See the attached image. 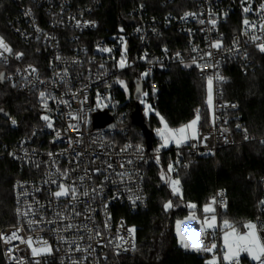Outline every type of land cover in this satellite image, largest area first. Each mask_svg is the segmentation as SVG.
Masks as SVG:
<instances>
[{"label": "built area", "instance_id": "1", "mask_svg": "<svg viewBox=\"0 0 264 264\" xmlns=\"http://www.w3.org/2000/svg\"><path fill=\"white\" fill-rule=\"evenodd\" d=\"M10 1L7 26L15 39L0 31V38L11 49L5 52L0 48V60L7 66V81L12 87L35 94L40 120L20 136L0 133V159L15 160L22 172L13 183L15 222L0 228L4 264H112L116 257L130 256L136 249V234L128 231L135 227L128 218L149 207L145 168L151 157L166 154L168 166H173L169 173L177 176L180 169L198 158L209 154L216 158L219 150L233 144L229 115L237 103L224 98L225 69L229 62L238 64L243 73L253 68L251 50L264 43L260 27L264 24V0H160L163 7L173 6L165 13H152L137 3L128 10V21L106 27L107 34L98 39L92 32L100 26L98 12L104 0ZM234 25H239V31H231ZM253 36L258 39L254 41ZM217 42L219 49L212 46ZM18 53L23 55L17 58ZM122 58L123 68L119 64ZM33 59L34 64L29 62ZM174 65L193 69L204 80L211 121L200 130V119L199 139L180 147L175 143L161 147L163 142L157 135L161 124L153 131L157 143L149 153L145 143L129 137L131 128L124 114L119 118L114 108L103 107L102 101L109 95L117 97L120 82H125L121 74L135 68L143 91L133 98L147 120L156 113L154 75ZM217 74L225 79L218 81ZM210 76L211 108L207 104ZM41 92L45 93L44 100ZM148 106L154 112L147 117L144 109ZM102 110L109 111L115 125L94 129L93 115ZM44 116L54 122L44 120ZM8 119L11 130L20 128L17 118ZM59 184L75 187L76 199L71 195L56 198L53 193ZM220 192L223 196H218ZM213 197L215 204L211 203ZM211 201L217 234L215 230L198 229L199 246L203 250L215 244L216 248L204 253L219 264H227L223 261L221 229V214L228 201L226 190L216 187ZM248 222L255 223L264 238V204L256 217L233 227L244 234ZM69 224L71 228L66 227ZM14 232L17 238H12ZM44 241L51 251L33 256L32 248H44ZM239 264L255 262L241 253Z\"/></svg>", "mask_w": 264, "mask_h": 264}, {"label": "trees", "instance_id": "2", "mask_svg": "<svg viewBox=\"0 0 264 264\" xmlns=\"http://www.w3.org/2000/svg\"><path fill=\"white\" fill-rule=\"evenodd\" d=\"M10 0L0 2V31L8 38L15 39L7 26V8ZM137 3H143L152 13L173 10L172 5H160V0H104L100 9L99 28L92 32L94 38H102L106 27H115L128 21V10ZM234 25L231 31H239ZM164 42V39H163ZM25 50V48H23ZM252 69L243 73L235 62L227 63L224 98L237 103L229 115L233 130L232 145L218 151L216 158L209 154L202 156L187 167L180 169L181 195H174L160 171L167 173L168 157H151L145 168V186L149 196L146 211L132 214L128 223L135 227L137 246L130 256H118L112 264H207L208 255L203 250H186L179 244L175 233L177 220L195 213L199 218L206 215L204 208L210 203L216 187L227 193V206L221 214V221L227 220L240 227L260 212L264 200V52L251 50ZM36 63V60L29 61ZM0 133L15 137L28 133L39 123L40 110L34 93L23 92L12 87L7 81V66L0 60ZM131 90V98L121 107L125 122L130 126V138L136 143H145L140 128L131 121L135 107L133 89L138 72L135 68L121 74ZM157 101L155 112L163 116L168 126L174 128L186 124L200 110V130L211 121L210 111L205 103V82L193 69L181 65L155 73ZM117 97L125 100L120 89ZM5 113L17 118L18 130L9 128ZM153 113L147 118L153 131L161 125L160 117ZM239 125V127H237ZM246 130V131H245ZM245 136L248 138L245 139ZM157 140L153 135V147ZM19 164L11 158L0 159V228L15 222L13 183L21 176ZM171 201L167 210L165 203ZM195 205V208L189 207ZM0 264H4L0 243Z\"/></svg>", "mask_w": 264, "mask_h": 264}, {"label": "snow or ice", "instance_id": "3", "mask_svg": "<svg viewBox=\"0 0 264 264\" xmlns=\"http://www.w3.org/2000/svg\"><path fill=\"white\" fill-rule=\"evenodd\" d=\"M261 9L264 10V5H261ZM245 12L249 11V8H244ZM30 15V12L28 13ZM190 15L189 13L185 14ZM264 18V17H262ZM204 21H201L203 23ZM213 26H215L216 21L212 20L210 21ZM245 26L249 24V21L247 19L244 20ZM261 31H264V24H261ZM252 39L255 41L258 39L257 37L253 36ZM213 47L219 49L221 47V44L219 42L214 43L212 45ZM259 50L261 52H264V43H260L257 45ZM0 48H2L5 52H11V49L8 47V45L4 42L3 38H0ZM102 51H111V49H102ZM23 53H18L17 58L22 56ZM208 55H211L210 53ZM193 63H195V60H193ZM120 67L123 68L125 66V61L122 58L119 62ZM35 71V69H33ZM147 75V73H145ZM3 76L0 74V79H2ZM216 79L218 81H223L225 78L220 76L219 74L216 75ZM120 83H123L122 81ZM147 95V93H145ZM213 78L210 76L208 77V98H207V104L211 108L212 103H213ZM41 100H44L45 98V93L41 92L40 93ZM44 106L47 107V103H44ZM232 107H235V105H232ZM153 109L151 106H148L147 111H152ZM2 111V110H0ZM157 116L160 117V123L163 125L162 128L157 129V135L161 138L162 140V145L161 147H166L168 146L169 143H175L177 147H180L181 145L186 144L190 140H196L199 139V131H198V123L201 119L200 117V110H196V115L194 119L189 121L187 124L181 125L179 128H171L168 126V123L165 121L163 116H160V114L157 112ZM44 120H49V117L44 116L42 117ZM13 124L16 123L15 120L12 121ZM48 127L51 128L52 124L49 122ZM239 127V125H237ZM246 131V130H245ZM59 135V134H57ZM248 137L245 136V139ZM204 140H207L208 137H203ZM264 143V141H262ZM195 145H193L194 147ZM159 151V150H157ZM157 162H158V157H157ZM168 171L171 172L173 171V166L169 164L168 166ZM163 174H162V179H163ZM170 185L172 188V193L174 195L180 193V181L178 179H173L170 180ZM59 190L55 191L53 195L56 198L60 197H66L71 195L72 199H76V188L75 187H67L64 184H59L58 185ZM83 195L87 196L88 192L85 191ZM218 196H223V192L218 193ZM135 203V201H133ZM212 204L216 203V197L212 198L211 201ZM222 206H226V203L221 201ZM261 204H264V201H261ZM172 206L171 201L165 203L164 208L167 210ZM189 207L195 208V205H189ZM204 211L206 213L208 212H214V208H212L210 205H206L204 208ZM79 215V213H76ZM215 221L216 217L213 215L211 218V223L206 219L204 221V228L205 230L207 228H214L215 227ZM29 223H33L32 221H29ZM224 228L225 229H230V231H225L224 236H223V247H224V253H223V261L227 262V264H239V257L241 253L246 254L248 257L251 258L252 261L255 262V264H264V238L261 237L260 233L257 230V225L252 222H248L244 225V227L247 229V232L244 234L239 233L232 224L229 223V221L225 220L223 222ZM66 227L71 228L72 225L69 224ZM129 233L132 234L135 232L134 228H129L128 229ZM261 231H264V229H261ZM177 235L179 236V222H178V227H177ZM12 238H17L16 233L14 232L12 234ZM122 239V238H121ZM29 245L31 246V239L27 241ZM45 247L44 248H32V254L33 256H36L38 254H41L43 252H50L51 249L49 246H47V241L43 242ZM180 243L181 246L184 248H188V244L184 242L183 237H180ZM214 248H216L215 244H212L211 246H205L203 248V251L205 252H211ZM79 250V249H77ZM39 264V262H37ZM208 264H217V260L215 257L211 261L208 262Z\"/></svg>", "mask_w": 264, "mask_h": 264}, {"label": "rangeland", "instance_id": "4", "mask_svg": "<svg viewBox=\"0 0 264 264\" xmlns=\"http://www.w3.org/2000/svg\"><path fill=\"white\" fill-rule=\"evenodd\" d=\"M120 89L125 94V100L124 101H121L119 99V97L112 98L111 95H109L107 99H104L102 101L103 107L104 106L113 107L114 111L118 114L119 118L121 117V111H120L121 107L125 104L126 101H128L131 98V96H130L131 95V90H130V88H129V86H128V84L126 82L120 83ZM144 112H145L146 116L148 117L149 114H151V112H154V111L153 110L152 111H147V108H145ZM49 121L50 122H54V119L53 118L49 119ZM162 174H163V177H164L162 180L166 181V183L169 185L171 190H172V188H171V185H170V180L178 179L180 181V179L177 176H173L171 173H169L168 170H167V173L161 170L160 171V175L162 176ZM179 188H180V193L178 195H181V187H180V185H179ZM207 205H209V204H207ZM213 215L216 217L214 212H208V213H206V215L203 218H199L195 213H190V215L187 218H185L183 220H177L176 221V223H175V233L177 235V227H178V222H179V236L177 235V237H178L179 243H180V237H183L184 242L188 244V248H185L186 250H198L197 247H194L196 249H193L190 246V244H189L190 243L189 242L190 238L192 236H196V235L198 236V234H199L198 229H205L204 228V221L207 219L211 223V218H212ZM224 221L225 220L221 221V229H222V232H223L222 242H223L224 232L225 231H230V229H225L224 228V225H223ZM229 223L232 224L231 222H229ZM217 226H218V221H217V217H216L215 227L214 228H207L206 230H215L214 234L216 235L217 234V231H216ZM212 259L213 258L208 257L207 264ZM217 264H219L218 260H217Z\"/></svg>", "mask_w": 264, "mask_h": 264}, {"label": "water", "instance_id": "5", "mask_svg": "<svg viewBox=\"0 0 264 264\" xmlns=\"http://www.w3.org/2000/svg\"><path fill=\"white\" fill-rule=\"evenodd\" d=\"M4 76V73H2ZM136 89L134 91V98H137L143 91L142 83L136 81ZM4 117L8 119L10 117L9 113H5ZM131 121L134 125L138 126L142 131L145 138L146 148L149 153L153 152V129L150 123L144 117L142 108L138 101H135V108L131 113ZM115 125L114 117L109 113L108 110L98 111L93 115V128L94 129H106L111 128Z\"/></svg>", "mask_w": 264, "mask_h": 264}, {"label": "crops", "instance_id": "6", "mask_svg": "<svg viewBox=\"0 0 264 264\" xmlns=\"http://www.w3.org/2000/svg\"><path fill=\"white\" fill-rule=\"evenodd\" d=\"M190 246L193 248V249H196L194 247H197L198 249H200V246H199V237L196 235V236H192L190 238Z\"/></svg>", "mask_w": 264, "mask_h": 264}]
</instances>
